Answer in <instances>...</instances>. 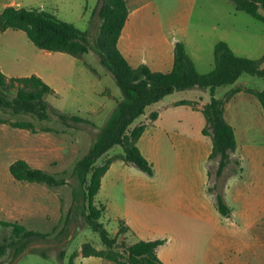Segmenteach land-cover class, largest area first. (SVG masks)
Returning a JSON list of instances; mask_svg holds the SVG:
<instances>
[{"label": "crops", "instance_id": "crops-1", "mask_svg": "<svg viewBox=\"0 0 264 264\" xmlns=\"http://www.w3.org/2000/svg\"><path fill=\"white\" fill-rule=\"evenodd\" d=\"M192 1L196 4L197 0ZM127 3L130 13L118 41L121 53L132 67L147 64L153 71H172L179 40L160 34L159 43L145 46L148 53H142L134 29L148 3ZM8 6L30 8L24 0H0V12ZM25 35L23 30H0L1 70L8 77L38 75L55 94L59 93L60 89L41 71L38 53L22 54L13 45L14 40L23 41ZM235 40L231 36L226 41L236 55L252 59L264 56V45L253 50ZM186 51L200 73L214 69V58L207 69L201 70L198 58L188 51L187 45ZM73 57L67 59L80 66L85 63L84 55ZM82 68L91 69L88 65ZM243 77L244 74L235 83L215 90L217 98L226 99L224 116L235 129V155L241 157L243 165L242 174L232 176L227 183L225 198L232 209L230 215L218 211L208 192V161L213 143L211 137L203 134L206 120L201 108L211 100V91L178 90L148 106L135 122L147 124L138 145L153 163L155 174L150 176L137 166L116 159L102 177L99 192L104 193L106 210L101 222L107 216L106 221L116 224L113 233L118 232L119 220H123L134 242L163 240L157 254L164 264H264V108L252 92L263 90L264 82L254 84L253 75ZM70 88L74 89L72 85ZM101 94L106 91L101 90ZM107 97L116 101L122 92L121 96L115 93ZM182 100L196 101L197 107L180 104ZM152 112L159 114L154 121L150 119ZM116 192L122 203L116 200Z\"/></svg>", "mask_w": 264, "mask_h": 264}, {"label": "trees", "instance_id": "trees-1", "mask_svg": "<svg viewBox=\"0 0 264 264\" xmlns=\"http://www.w3.org/2000/svg\"><path fill=\"white\" fill-rule=\"evenodd\" d=\"M237 10L245 11L264 22V0H230ZM130 8L127 0H97L92 15V26H99V33L92 41L89 31L59 19L55 14L40 8L8 6L0 12V30L17 29L26 32L28 38L40 49L50 52H66L80 57L95 50L101 64L113 74L122 92L117 106L106 123L98 128L94 141L86 155L78 160L73 170L75 184L73 199L81 210L87 225L97 234L107 249H97L90 243L82 246L84 257H98L118 264H164L157 248L164 241L137 240L134 243L119 241V236L130 228L119 220L115 235L105 227L101 218L106 210L103 203L97 204L96 196L103 175L116 159L137 166L148 175L155 174V167L139 148L138 141L147 124L135 122L146 112L148 106L178 90L210 89L212 97L202 108L206 124L203 134L211 137L213 148L208 161V192L213 196L218 211L226 216L232 212L225 194L228 180L243 172L242 159L235 155L237 140L235 129L224 116L226 99L215 96L219 86L235 83L243 74L261 77L264 81V56L252 59L236 55L225 41L215 44V67L206 74L200 73L186 51L184 42L178 41L174 50V66L170 72L153 71L147 64L132 67L118 47V41L128 19ZM264 108V89L253 91ZM55 94L54 89L38 75L8 77L0 68V110L14 114H31L40 119L56 116L67 126L82 128L92 125L90 120L77 115H68L53 108L45 96ZM180 104L197 107L196 101L182 100ZM152 112V121L158 118ZM0 123H7L0 119ZM10 126L35 130L26 121H12ZM95 127V126H94ZM120 146L122 153L109 156L102 164L98 160ZM10 173L16 181L42 183L50 187L67 183L64 178L45 169L32 166L25 159L10 164ZM4 227H11L13 235L3 238L0 245L1 258L8 249L15 255L22 254L35 238L48 234L26 228L18 222L0 220ZM61 257H64L62 252Z\"/></svg>", "mask_w": 264, "mask_h": 264}, {"label": "rangeland", "instance_id": "rangeland-1", "mask_svg": "<svg viewBox=\"0 0 264 264\" xmlns=\"http://www.w3.org/2000/svg\"><path fill=\"white\" fill-rule=\"evenodd\" d=\"M146 1L148 4L139 14L134 29L142 53H148L146 47L158 44L160 34H165L184 42L188 51L198 58L199 68L204 70L214 58L216 42H227L233 36L237 44L253 50L264 45V22L237 10L230 0H197L196 4L192 0ZM24 2L30 8L46 10L80 30L89 31L92 41L99 33V26L91 25L97 0ZM261 12L264 14L263 8ZM14 42L13 45L22 54L31 56L33 51L38 53L44 76L60 89L59 93L45 96L48 103L58 112L90 120L95 127L87 124L77 128L67 126L56 116L40 119L31 114L0 110V119L7 122V126L0 125V218L48 234L45 238H35L20 255H15L14 249H8L1 258V264H118L108 259L83 256L82 246L85 243L97 249L107 247L99 234L87 225L81 210L76 208L72 187L75 184L73 170L76 162L88 153L98 128L106 123L117 106L118 100L107 95L116 93L121 96V90L113 74L101 64L95 50L83 57L86 65L91 69L93 67L89 70L82 68L86 66L85 63L80 66L67 59L74 58L69 53L38 48L27 35L23 41ZM244 76L249 78L251 75ZM252 78L254 84L264 82L261 77ZM101 90H105L106 94H101ZM12 121L30 122L35 130L14 128L9 124ZM121 151V147L116 146L97 164L104 163L109 156ZM18 159H25L34 167L54 173L67 183L50 187L42 183L16 181L9 165ZM116 195V200L122 203L120 194L116 192ZM96 200L97 204L105 202L104 193L99 192ZM105 219L102 221L105 227L115 235L117 232L112 231L117 225ZM0 226L1 245L3 238L13 235V232L11 227ZM119 241L134 243L130 232L122 233Z\"/></svg>", "mask_w": 264, "mask_h": 264}, {"label": "water", "instance_id": "water-1", "mask_svg": "<svg viewBox=\"0 0 264 264\" xmlns=\"http://www.w3.org/2000/svg\"><path fill=\"white\" fill-rule=\"evenodd\" d=\"M230 215V214H229Z\"/></svg>", "mask_w": 264, "mask_h": 264}]
</instances>
